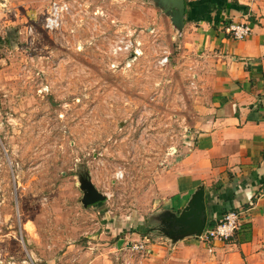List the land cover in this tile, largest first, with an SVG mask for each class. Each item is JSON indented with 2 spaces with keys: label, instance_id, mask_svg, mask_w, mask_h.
I'll return each mask as SVG.
<instances>
[{
  "label": "rangeland",
  "instance_id": "rangeland-1",
  "mask_svg": "<svg viewBox=\"0 0 264 264\" xmlns=\"http://www.w3.org/2000/svg\"><path fill=\"white\" fill-rule=\"evenodd\" d=\"M54 1L0 0V264H134L207 104L206 56L159 0H57L51 31ZM86 182L105 199L86 205Z\"/></svg>",
  "mask_w": 264,
  "mask_h": 264
},
{
  "label": "crops",
  "instance_id": "crops-1",
  "mask_svg": "<svg viewBox=\"0 0 264 264\" xmlns=\"http://www.w3.org/2000/svg\"><path fill=\"white\" fill-rule=\"evenodd\" d=\"M204 11L185 9L194 20L185 33L206 56L207 104L159 193L180 212L204 185L208 220L236 211L242 225L228 239L172 242L153 232L139 241L149 239L151 252L136 250L134 264H264V0H208ZM236 22H249L251 35L235 39L227 28Z\"/></svg>",
  "mask_w": 264,
  "mask_h": 264
},
{
  "label": "water",
  "instance_id": "water-1",
  "mask_svg": "<svg viewBox=\"0 0 264 264\" xmlns=\"http://www.w3.org/2000/svg\"><path fill=\"white\" fill-rule=\"evenodd\" d=\"M167 14L171 16L173 24L183 31L185 27L186 0H159ZM85 190L84 203L92 204L105 199V196L96 190L91 182L82 183ZM163 223L158 231L164 236L176 242L187 236H202L208 225L209 213L205 200V187L200 185L190 197L187 204L180 212L170 208L163 210L161 214Z\"/></svg>",
  "mask_w": 264,
  "mask_h": 264
},
{
  "label": "built area",
  "instance_id": "built-area-1",
  "mask_svg": "<svg viewBox=\"0 0 264 264\" xmlns=\"http://www.w3.org/2000/svg\"><path fill=\"white\" fill-rule=\"evenodd\" d=\"M70 4L66 1H54L50 6L49 13L44 20V26L48 30H55L58 28L63 20L65 12H68ZM33 27L28 28V32L31 33ZM228 32L237 40L246 39L252 33V26L249 22H236L231 24L227 28ZM130 45H125V49H129ZM241 218L239 212L232 211L224 216V218L218 222L214 227L207 228L202 236H205L206 239H228L234 232H236L240 226ZM132 249H137L143 251V253H150L151 251L146 246V244L140 242L135 243Z\"/></svg>",
  "mask_w": 264,
  "mask_h": 264
},
{
  "label": "trees",
  "instance_id": "trees-1",
  "mask_svg": "<svg viewBox=\"0 0 264 264\" xmlns=\"http://www.w3.org/2000/svg\"><path fill=\"white\" fill-rule=\"evenodd\" d=\"M233 3L236 4V3H238V2L236 1V2H233ZM224 4H225V3H224ZM247 10H248V9H245L244 12L247 13ZM208 223H209V224H208V227H214L215 225L218 224L217 222H215V221H213V220L209 221Z\"/></svg>",
  "mask_w": 264,
  "mask_h": 264
}]
</instances>
